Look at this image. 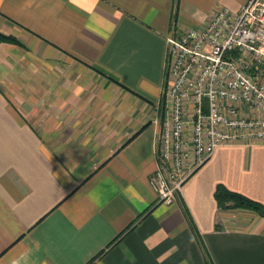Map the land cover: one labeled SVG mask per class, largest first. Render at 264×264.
Instances as JSON below:
<instances>
[{
    "label": "crops",
    "instance_id": "1",
    "mask_svg": "<svg viewBox=\"0 0 264 264\" xmlns=\"http://www.w3.org/2000/svg\"><path fill=\"white\" fill-rule=\"evenodd\" d=\"M244 1L0 0V264H264V217L214 198L264 204L263 142L218 145L172 203L149 183L166 35Z\"/></svg>",
    "mask_w": 264,
    "mask_h": 264
},
{
    "label": "built area",
    "instance_id": "2",
    "mask_svg": "<svg viewBox=\"0 0 264 264\" xmlns=\"http://www.w3.org/2000/svg\"><path fill=\"white\" fill-rule=\"evenodd\" d=\"M162 113L149 183L158 202L222 143H264V0L218 6L202 27L166 35Z\"/></svg>",
    "mask_w": 264,
    "mask_h": 264
},
{
    "label": "trees",
    "instance_id": "3",
    "mask_svg": "<svg viewBox=\"0 0 264 264\" xmlns=\"http://www.w3.org/2000/svg\"><path fill=\"white\" fill-rule=\"evenodd\" d=\"M0 42L17 43V39L15 38V36L0 30ZM214 198L216 200L217 207L220 210L235 209V208L246 209L249 211H253L258 215L264 217V204L242 193L230 190L221 183L217 184L215 187ZM102 252L103 251H101L99 254H101ZM98 255H96V257ZM92 262H93V258H91L85 264H91Z\"/></svg>",
    "mask_w": 264,
    "mask_h": 264
},
{
    "label": "rangeland",
    "instance_id": "4",
    "mask_svg": "<svg viewBox=\"0 0 264 264\" xmlns=\"http://www.w3.org/2000/svg\"><path fill=\"white\" fill-rule=\"evenodd\" d=\"M243 210H246V209H243ZM246 211H249V210H246Z\"/></svg>",
    "mask_w": 264,
    "mask_h": 264
}]
</instances>
